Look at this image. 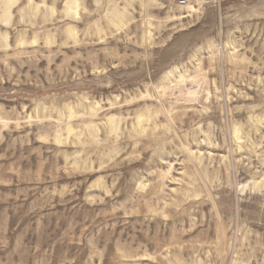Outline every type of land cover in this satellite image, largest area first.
I'll return each mask as SVG.
<instances>
[{
    "label": "rangeland",
    "instance_id": "rangeland-1",
    "mask_svg": "<svg viewBox=\"0 0 264 264\" xmlns=\"http://www.w3.org/2000/svg\"><path fill=\"white\" fill-rule=\"evenodd\" d=\"M0 264H264V0H0Z\"/></svg>",
    "mask_w": 264,
    "mask_h": 264
}]
</instances>
